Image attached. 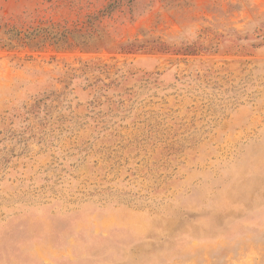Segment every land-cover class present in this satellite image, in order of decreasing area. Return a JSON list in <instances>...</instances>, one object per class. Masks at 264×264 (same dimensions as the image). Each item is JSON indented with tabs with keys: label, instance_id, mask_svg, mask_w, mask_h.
Segmentation results:
<instances>
[{
	"label": "rangeland",
	"instance_id": "1",
	"mask_svg": "<svg viewBox=\"0 0 264 264\" xmlns=\"http://www.w3.org/2000/svg\"><path fill=\"white\" fill-rule=\"evenodd\" d=\"M112 1L0 0V264H264V0Z\"/></svg>",
	"mask_w": 264,
	"mask_h": 264
},
{
	"label": "trees",
	"instance_id": "2",
	"mask_svg": "<svg viewBox=\"0 0 264 264\" xmlns=\"http://www.w3.org/2000/svg\"><path fill=\"white\" fill-rule=\"evenodd\" d=\"M116 1H117V0H113V1L108 5L107 9H105V12H106V11H110V10L116 5ZM135 45H136V44L130 42V43L122 44L120 47H121L122 49L133 50V49H135V48H134Z\"/></svg>",
	"mask_w": 264,
	"mask_h": 264
}]
</instances>
